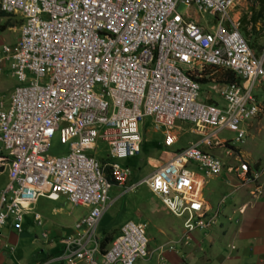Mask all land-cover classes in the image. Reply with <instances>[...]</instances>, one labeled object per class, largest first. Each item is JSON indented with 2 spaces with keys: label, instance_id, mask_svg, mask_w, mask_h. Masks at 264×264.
<instances>
[{
  "label": "built area",
  "instance_id": "2783aa9c",
  "mask_svg": "<svg viewBox=\"0 0 264 264\" xmlns=\"http://www.w3.org/2000/svg\"><path fill=\"white\" fill-rule=\"evenodd\" d=\"M241 1L247 0H0V11L19 18L18 38L1 46L0 57V72L8 61L19 83L6 104L0 101V173L6 177L0 230L11 217L20 231L38 198L62 196L87 211L58 239L59 252L41 264H134L150 256L140 222H124L102 243L95 235L111 203L109 188L124 186L128 177L117 160L140 152L144 116L154 129L165 130V147L175 142L168 131L176 121L188 123V134L197 137L127 188L145 185L183 218L179 242L208 227L217 214L206 216L189 164L206 177L224 170L237 180L233 190L264 176V165H250L229 144L242 143L243 126L264 109L252 92L255 83L264 86V46L255 52L241 31L240 12L232 14ZM177 3L209 14L212 23L178 14ZM202 67L228 71L233 80H196ZM202 85L207 90L201 97ZM222 130L233 138L218 139ZM55 131L68 144L65 155L44 154ZM97 141L105 153L94 156ZM202 146L224 147L228 160ZM32 218L39 223L36 213Z\"/></svg>",
  "mask_w": 264,
  "mask_h": 264
},
{
  "label": "rangeland",
  "instance_id": "374dc122",
  "mask_svg": "<svg viewBox=\"0 0 264 264\" xmlns=\"http://www.w3.org/2000/svg\"><path fill=\"white\" fill-rule=\"evenodd\" d=\"M257 8L256 0H247L241 1L234 9L235 13L237 11L240 12L241 30L255 52L260 51L264 46V15L260 14L256 16ZM175 11L184 17L189 16L200 22L205 19L211 24L213 21L209 14L197 13L193 7L186 6L183 3H177ZM253 16H255V22L251 23L250 18ZM243 17L244 20L242 21ZM18 24L19 18L17 16L0 13V57L3 55L1 46L4 44L10 45L17 38L18 33L16 27ZM188 65H182L183 71L187 69ZM213 70L210 67H202L201 74L197 78L205 79L207 77L206 75H208V77L213 78L215 81L220 80V74L223 71L218 69ZM25 76L29 78L33 77L28 72H25ZM18 84L12 76L9 62H3L0 72V100L2 99L3 102H6L8 90H11L13 86ZM206 90L202 85L199 95L202 97V93ZM252 92L258 103L264 101L263 85L255 83ZM210 97L215 100L217 99L219 103L222 102L218 98V95L212 91H210ZM261 112L257 119L253 120L250 125L248 124V133L243 138V142L235 143L230 140L229 144L238 148L240 150L239 154L250 151L253 154V158L259 157L262 162L261 164H264V119L261 118L264 117L263 108ZM257 120H260L263 126L260 130V135H256V132L253 131L258 126V123H256ZM175 126L177 127H174L171 132L176 135L177 143L170 147H165L162 144V129L153 128L151 117L144 116L139 120L141 134L140 152L136 156L117 160L121 169L128 170V177L124 186L112 185L109 188L107 192V203H111L100 217L95 229L97 241L102 243L103 241L114 238L118 234L119 227L124 222L131 220L142 223L145 237L148 240L147 250L151 251V255L144 260L137 259L134 264H172V260L175 264H201L202 256L204 257L205 253H209L211 249L216 250L217 253L224 256L226 252H233V250L228 248L229 245H236L229 238L227 231L232 228L231 225H234L235 212L233 213L231 210L232 204H234V208L237 206H235L237 203L235 193L228 195V192L237 184V180L231 175L226 174L224 170L217 176L206 177L194 167V164L188 165V168L197 177L201 178L202 185L199 189L198 196L207 202L209 208L206 216H212L216 208L218 214L214 217V222L209 227L195 229L189 232L187 234L189 239L186 243L178 241L183 233L181 226L182 217L173 216L145 185L139 184L131 190L127 189L129 185L136 183L152 172V166L155 165L154 161L163 162L164 159H169L176 148L183 147L186 145V142L197 138L188 134V123L176 121ZM243 127L246 129L245 126ZM251 134L254 136L252 139H250ZM233 136L234 133L228 130H222L217 134L218 139H232ZM97 144V152L94 156L103 155L105 153V146L99 141H97ZM204 150L216 153L225 161L228 160L224 157V147L205 146ZM67 151L68 144L60 142L57 131H55L49 139L48 147L44 154L48 156L65 155ZM3 183L4 176L1 175L0 191L3 188ZM222 196L225 197L223 203L217 204ZM86 211V208L74 206L62 196L56 201L40 197L31 206L30 211L23 215L20 231L14 228L11 217H8L0 230V234L5 238H8L10 235H18L17 239H19L21 248L24 251H27L26 249L28 248V252L34 255L33 259H28V263H41L45 257V250L43 248L46 247L45 240L41 237V234H48L49 228L45 223L43 225H37L33 222L32 215L35 212L39 213L43 218L46 217L48 220H53L57 224V229H60L61 227L72 228L76 218L86 213ZM223 230L226 231L225 234H223ZM21 236H24L22 240ZM28 237L33 239L31 243H29ZM160 245H162V249L159 252L158 247ZM168 246H171V248L168 249ZM32 247L34 248L31 249ZM22 262L25 264L24 261ZM47 264L60 263L48 262Z\"/></svg>",
  "mask_w": 264,
  "mask_h": 264
},
{
  "label": "crops",
  "instance_id": "0c3cea01",
  "mask_svg": "<svg viewBox=\"0 0 264 264\" xmlns=\"http://www.w3.org/2000/svg\"><path fill=\"white\" fill-rule=\"evenodd\" d=\"M232 14L236 15L235 12ZM16 31L19 35L18 26L16 27ZM18 35H17V38H18ZM17 38H15V41L17 40ZM11 90H8L7 96H9V93L11 92ZM0 101L2 103L7 102V101L3 102L2 99ZM261 118L264 119V117H261ZM255 119H257V117ZM252 121H250L248 124L250 125ZM256 123H258V126L253 131L256 132V135H260L261 134L260 130L263 128V126L260 120H257ZM248 126L246 127L247 133H248ZM174 127H177V126L174 125ZM161 132L164 136L165 130L162 129ZM168 133H171L172 135H174L175 137L174 144L177 143L176 135L173 132H171V130L168 131ZM253 137L254 136L251 134L250 139H252ZM204 147L205 146H202L203 150H204ZM179 148L180 147L176 148L175 150ZM205 151L209 153L211 152L209 150H205ZM211 153L217 157L222 158L221 156L217 155L214 152H211ZM241 155L244 160H246L250 165L254 167H259V166L264 165V164H261L262 162L259 157L253 158V154L250 151H245V153L244 154L241 153ZM169 159H164V161L169 160ZM263 161H264V157H263ZM161 163L162 162L154 161L155 165L153 166H158ZM1 175L4 176V183H3V187H4L6 183V177L4 173H0V176ZM194 182L196 184L195 185L196 192L198 194L199 189L201 188V185H202L201 178L197 177L194 174ZM231 193L232 194L235 193L236 195L237 203L235 204V206L236 205L237 206L234 208V204H232L231 210L233 213L235 212L234 213L235 219H234V225H231L232 228H230L227 231V234L229 238L231 239V241H234L236 245L235 246L229 245L228 248L233 250V252L232 253L226 252L224 256L217 253L216 250L211 249L209 253H205L204 257L202 256L201 264H264V176L259 178L254 183H249L236 190L231 189L228 192V194H231ZM203 202H204L205 208L208 209L209 207L205 199H203ZM36 214L40 218L39 223L35 221L33 222H35L37 225H43L45 223V225L48 226L49 228V231L47 232L48 234H45V233L41 234V237L45 240V246H46L43 248V250H45V253H48L50 251H54L58 249V245H57L58 239L61 236L71 233L73 230V227L72 228L61 227L60 229H57L56 227L57 224H55L53 220H48L46 217L43 218L39 213H36ZM222 232L223 234H225L226 231L223 230ZM17 237L18 235L17 236L10 235L8 238H5L0 234V264H24L22 261H24L25 264H32V263H28V259L29 258L33 259L34 255L31 252H28V248L26 249L27 251H24V249L21 248L19 239H17ZM22 238H24V236L23 237L21 236V240ZM27 239L29 243H31L33 240L29 237ZM33 248L34 247H32L31 249ZM171 262L172 264H175L173 260ZM34 264H39V262H35Z\"/></svg>",
  "mask_w": 264,
  "mask_h": 264
},
{
  "label": "trees",
  "instance_id": "16d2710c",
  "mask_svg": "<svg viewBox=\"0 0 264 264\" xmlns=\"http://www.w3.org/2000/svg\"><path fill=\"white\" fill-rule=\"evenodd\" d=\"M256 3H257V7H258L257 8V14H256V16H259L260 14H263L264 15V0H256ZM0 13H2V12L0 11ZM243 20H244V17H243L242 21ZM250 21H251V23L252 22H255V16L251 17L250 18ZM220 76H221L220 78H222L223 76L226 77V79H228L229 81L233 80L232 74L230 72H228V71H223L220 74ZM196 80L204 81L205 79H203V78H201V79L197 78ZM58 252H59V250L56 249L54 251H50L48 253H45L44 260L49 259L50 257H52L53 255L57 254ZM44 260H42V261H44Z\"/></svg>",
  "mask_w": 264,
  "mask_h": 264
},
{
  "label": "clouds",
  "instance_id": "9594fccd",
  "mask_svg": "<svg viewBox=\"0 0 264 264\" xmlns=\"http://www.w3.org/2000/svg\"><path fill=\"white\" fill-rule=\"evenodd\" d=\"M255 1V0H254ZM2 12V11H1ZM2 13H4V12H2ZM5 14V13H4ZM8 15V14H7ZM13 16V15H12ZM19 25V24H18ZM242 31V30H241ZM243 32V31H242ZM5 45V44H4ZM260 50V49H259ZM204 79V78H203ZM222 79V78H221ZM205 81V80H204ZM239 150V149H238ZM139 154V153H138ZM225 157V156H224ZM263 166V165H262ZM153 167H155V166H153ZM153 167H152V169H153ZM233 189V188H232ZM229 195V194H228ZM224 198L225 197H222V198H220V199H222V202H220V200H219V202L217 203V204H221V203H223V201H224ZM216 210H217V208H216ZM207 211H208V209H207ZM215 211V210H214ZM217 214H218V212H217ZM216 214V215H217ZM160 246H162V245H160ZM232 247V246H231ZM151 255V254H150ZM48 260V259H47ZM44 261H46V260H44ZM44 261H42L41 263H43ZM41 263H39V264H41Z\"/></svg>",
  "mask_w": 264,
  "mask_h": 264
}]
</instances>
